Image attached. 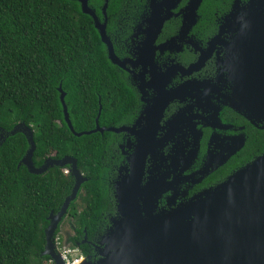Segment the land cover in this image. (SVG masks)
Segmentation results:
<instances>
[{
	"label": "trees",
	"instance_id": "1",
	"mask_svg": "<svg viewBox=\"0 0 264 264\" xmlns=\"http://www.w3.org/2000/svg\"><path fill=\"white\" fill-rule=\"evenodd\" d=\"M102 1L90 0L89 6ZM117 1L109 0L108 12L118 10ZM220 3L204 0L201 13L220 10ZM60 84L78 133L95 128L99 99L103 126H117L134 102L133 91L109 61L92 19L77 1L0 0V129L11 131L24 122L33 130L36 167L47 158L77 159L88 181L67 213L75 225L68 247L76 248V241L102 233V214L113 212L100 178L111 170L104 160L115 137L110 132L75 136L63 118ZM27 149L22 133L0 144V264H53L42 256L48 217L60 210L74 185L67 168L34 175L18 167ZM79 250L84 256L91 253L86 245Z\"/></svg>",
	"mask_w": 264,
	"mask_h": 264
},
{
	"label": "flooded vegetation",
	"instance_id": "2",
	"mask_svg": "<svg viewBox=\"0 0 264 264\" xmlns=\"http://www.w3.org/2000/svg\"><path fill=\"white\" fill-rule=\"evenodd\" d=\"M105 1L92 6V10L97 20L106 24L105 31L115 55L122 61L132 62L127 63L125 69L114 66L133 91L134 102L117 126H100L127 127L138 136L110 132L115 138L108 144L109 159L104 161L105 167L111 170L104 172L100 181L102 194L113 212L102 214L106 224L97 237L89 240L85 236L81 242L76 241L77 250L86 245L91 250L88 255L95 258L99 238L111 227L112 219L120 217V210L147 203L155 206L157 212L169 210L215 188L264 152V119L252 122L229 106L232 90L229 73L224 70L229 67V62L224 65L228 57L229 31H224L214 42L210 57L201 69L188 75L182 72L201 55L192 44L206 52L208 43L221 33L236 0H229V4L216 0L221 2L220 10L202 14L203 0L197 10V21L186 36L179 35L183 26L179 12L190 0H179L174 15L163 23L154 40L155 49L148 46L151 34H147V30L151 32L153 22L163 15H152L151 2L164 0H119L114 13L108 12V0L104 14ZM247 2L240 0V5ZM148 20H152V24L149 25ZM142 52L153 53V63L143 60ZM186 83L192 84L185 87ZM176 89L177 95L173 93ZM106 133L109 132L100 134ZM144 135L141 152L148 151L144 173L140 179H131L133 155ZM241 140V149L229 157V149ZM134 159L140 163L143 160L140 154ZM65 168L68 171L69 168ZM65 223L67 227L62 229ZM56 238L63 246H69L75 239V225L68 214L60 223Z\"/></svg>",
	"mask_w": 264,
	"mask_h": 264
},
{
	"label": "water",
	"instance_id": "3",
	"mask_svg": "<svg viewBox=\"0 0 264 264\" xmlns=\"http://www.w3.org/2000/svg\"><path fill=\"white\" fill-rule=\"evenodd\" d=\"M80 4L83 14L93 18L101 42L107 48L109 61L125 69L131 60H120L114 53L108 38L105 23H100L88 0H71ZM179 0L151 2L152 15H163L159 21L148 20L154 24L148 46H153L163 23L174 14ZM203 0H190L179 14L183 17V26L179 35H187L197 21V10ZM108 0L105 1V14ZM219 36L208 43L207 51H201L197 62L185 70V75L201 69L210 57V52L224 31H229L228 57L224 69L229 73L231 94L229 106L250 121L264 119V0H248L240 5L236 0ZM215 42V43H214ZM141 58L153 63V53H141ZM171 75L169 76L170 79ZM192 83H186L188 87ZM184 87V86H183ZM62 106L63 118L70 131L77 137L94 133L127 132L138 136L127 127H101L99 124L102 104L99 99V111L95 119V128L90 131L76 132L70 120L65 102L66 93L62 84L57 88ZM177 95V89L174 92ZM24 134L28 149L18 167L24 166L29 173L41 175L50 168L68 167V173L74 178V185L60 210L48 217L49 225L45 229L46 244L42 256H48L54 264H66L61 252L56 250L55 234L68 209L76 200L82 185L88 181L78 168V161L72 156L61 159L47 158L36 167L33 162L36 145L34 132L24 122L18 123L11 131L0 129V144L8 137ZM146 135L142 137L134 158L138 154L143 160H132L131 179L141 178L144 173L145 157L141 152ZM243 146V140L229 149V157ZM141 152V153H140ZM196 152V150H195ZM205 173V172H204ZM202 173V174H204ZM134 206L120 210V217L112 219L111 227L99 238L95 247L96 258L87 255L80 264H264V152L213 189L206 190L190 199L180 202L169 210L157 212L155 206ZM64 245L63 248H67Z\"/></svg>",
	"mask_w": 264,
	"mask_h": 264
},
{
	"label": "built area",
	"instance_id": "4",
	"mask_svg": "<svg viewBox=\"0 0 264 264\" xmlns=\"http://www.w3.org/2000/svg\"><path fill=\"white\" fill-rule=\"evenodd\" d=\"M56 241V250L61 252L63 260L66 264H80L83 259L85 258L84 255L77 250L76 248H63L64 246L61 245L59 238L55 239ZM54 264V261L51 260Z\"/></svg>",
	"mask_w": 264,
	"mask_h": 264
},
{
	"label": "rangeland",
	"instance_id": "5",
	"mask_svg": "<svg viewBox=\"0 0 264 264\" xmlns=\"http://www.w3.org/2000/svg\"><path fill=\"white\" fill-rule=\"evenodd\" d=\"M66 225H67V223H65V224L63 225V228H62V229H66V227H67Z\"/></svg>",
	"mask_w": 264,
	"mask_h": 264
}]
</instances>
